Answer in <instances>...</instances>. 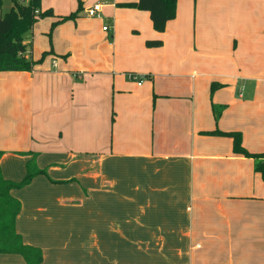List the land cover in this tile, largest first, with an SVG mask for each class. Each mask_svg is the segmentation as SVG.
<instances>
[{
  "label": "crops",
  "instance_id": "1",
  "mask_svg": "<svg viewBox=\"0 0 264 264\" xmlns=\"http://www.w3.org/2000/svg\"><path fill=\"white\" fill-rule=\"evenodd\" d=\"M102 1L112 40L120 20L141 35L132 70L89 55L73 69L51 52L31 71L0 72L2 176L21 180L33 154L48 175L11 191L22 205L16 232L41 249V264H62V218L77 213L86 229L70 234L84 238L65 247L85 251V264H123L128 250L146 264H264V181L230 136L206 133L240 132L243 148L264 152V0H177L163 32L147 11L119 5L136 0ZM48 8L61 18L77 3L41 0ZM0 264L25 261L0 254Z\"/></svg>",
  "mask_w": 264,
  "mask_h": 264
},
{
  "label": "trees",
  "instance_id": "2",
  "mask_svg": "<svg viewBox=\"0 0 264 264\" xmlns=\"http://www.w3.org/2000/svg\"><path fill=\"white\" fill-rule=\"evenodd\" d=\"M77 3L76 11L61 17L58 22L67 19H74L82 10V0H75ZM126 7L144 10L149 13L152 27L157 32H163L166 23L176 15L177 0H136L134 2L119 3ZM51 8L41 10V0H12L9 10L2 14V0H0V72L1 71H31L38 65L43 58L52 52L44 51L37 60H34L28 54L25 44V34L30 32L34 23L44 17H53ZM54 25V23H53ZM148 46L157 47L161 45L160 40L147 42ZM219 87L218 84L211 83V93ZM216 116L219 115V109L213 108ZM211 135H225L232 138L233 152L252 158L254 161V170L260 174L264 181V152L251 153L243 148L240 132H222L209 131ZM0 151V158L2 156ZM39 175H47L46 169L39 168L36 163V155L26 163L24 177L19 181H11L3 178L0 169V254H19L25 261V264H41L43 261L42 251L39 247L25 244L21 234L15 230V220L21 211V202L11 195L13 189H22L29 185L31 181ZM75 181H60L65 183Z\"/></svg>",
  "mask_w": 264,
  "mask_h": 264
},
{
  "label": "rangeland",
  "instance_id": "3",
  "mask_svg": "<svg viewBox=\"0 0 264 264\" xmlns=\"http://www.w3.org/2000/svg\"><path fill=\"white\" fill-rule=\"evenodd\" d=\"M20 1L25 3L27 2V0ZM95 1L96 0H93L91 4H93ZM98 1L102 2V0ZM111 1L113 0H108V2ZM10 5L11 0H2V12H6ZM105 7L107 8L108 6L106 5ZM105 14L107 15L106 11ZM105 14L101 18H85L80 15L74 19H67L60 22H58L60 18H57V16L38 19L34 23L32 30L25 34L24 41L28 50V54L31 55L32 58L38 59L41 57L42 52L52 50V54H63V56H55L57 58V62H61L60 65L62 64L63 66L73 69H77L80 63L84 61V58L89 55V57L98 58V60L102 59L104 63L108 62V66L117 73H119L120 70L123 71L124 69H126V71L132 70L133 67L140 63L143 59V57H138L133 54V52H138L141 35L130 28L125 22L120 20L118 30H116V38L112 40L110 38L111 32L107 33L105 30H102L103 25L107 26L111 24L110 19L107 18ZM109 14L112 15V13H108V15ZM140 23L142 24L143 20H140ZM189 29H192V24L189 25ZM107 35H109V37ZM110 41H115L117 44V46H115V50L114 48L108 47V42ZM69 48H72L70 53L68 50ZM172 48L176 53L178 46L174 43ZM48 55L49 54L43 58V61L48 60ZM43 61H41L39 64H42ZM114 62L115 65L113 66ZM110 71L112 70L110 69ZM189 71L200 73L204 70L194 67ZM205 71L207 72L206 76L211 77L214 75L213 73H216L218 70L209 66L207 69H205ZM136 73L139 74V71ZM125 80L127 82H135V80L129 77V73L125 77ZM212 83L217 84V80H213ZM63 188L68 187L65 186ZM78 194H82L81 189L78 190ZM85 218V213H77L71 218H62L63 229L68 231V233L66 232L61 237V250L54 251L55 259L62 264H64V262L85 264V251L76 252L77 256H74L75 252L69 247L71 244L80 242L82 237L84 238V232L79 233L77 237L74 235L75 233H70L72 230L74 231L75 228H77L78 231L86 229ZM66 244H69L68 247H65ZM48 253L49 255L52 254L51 251H48ZM58 253L60 254L59 257ZM197 253L198 251H190V255H196ZM183 258L184 259L180 262V264H198L196 259L190 260L192 257L188 258L185 256ZM144 259L146 258L139 257L138 252L128 250L126 252V257H124L123 264H146L147 262L144 261ZM120 264H122V261ZM253 264L259 263L254 260Z\"/></svg>",
  "mask_w": 264,
  "mask_h": 264
},
{
  "label": "built area",
  "instance_id": "4",
  "mask_svg": "<svg viewBox=\"0 0 264 264\" xmlns=\"http://www.w3.org/2000/svg\"><path fill=\"white\" fill-rule=\"evenodd\" d=\"M103 6H104L103 1L102 2L97 1L93 4H91L90 6H87L86 8H84L83 13L88 18L100 17L101 13H102ZM102 29L108 30V25L103 26ZM129 77L131 79L135 80L138 85H141L142 78L140 76L130 73Z\"/></svg>",
  "mask_w": 264,
  "mask_h": 264
}]
</instances>
